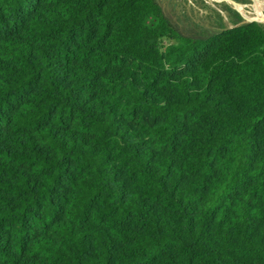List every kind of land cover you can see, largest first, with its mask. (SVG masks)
<instances>
[{
    "label": "trees",
    "instance_id": "1",
    "mask_svg": "<svg viewBox=\"0 0 264 264\" xmlns=\"http://www.w3.org/2000/svg\"><path fill=\"white\" fill-rule=\"evenodd\" d=\"M230 14L0 0V264H264V22Z\"/></svg>",
    "mask_w": 264,
    "mask_h": 264
},
{
    "label": "rangeland",
    "instance_id": "2",
    "mask_svg": "<svg viewBox=\"0 0 264 264\" xmlns=\"http://www.w3.org/2000/svg\"><path fill=\"white\" fill-rule=\"evenodd\" d=\"M164 12L184 33H199L205 29H220L222 21L232 26L230 8L239 11L248 21H261L254 0H235L245 4L236 8L226 0H158Z\"/></svg>",
    "mask_w": 264,
    "mask_h": 264
},
{
    "label": "bare ground",
    "instance_id": "3",
    "mask_svg": "<svg viewBox=\"0 0 264 264\" xmlns=\"http://www.w3.org/2000/svg\"><path fill=\"white\" fill-rule=\"evenodd\" d=\"M233 4L236 8H239L241 10L245 9V4L237 2L235 0H226ZM256 5L258 6L259 9V17L264 20V0H254Z\"/></svg>",
    "mask_w": 264,
    "mask_h": 264
}]
</instances>
